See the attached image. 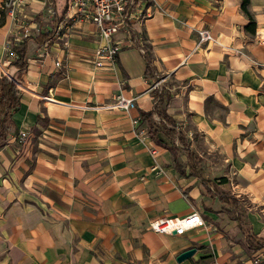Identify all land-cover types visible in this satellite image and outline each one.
I'll use <instances>...</instances> for the list:
<instances>
[{
	"label": "crops",
	"instance_id": "1",
	"mask_svg": "<svg viewBox=\"0 0 264 264\" xmlns=\"http://www.w3.org/2000/svg\"><path fill=\"white\" fill-rule=\"evenodd\" d=\"M241 5L147 0L151 15L114 35V64L96 67V25L68 20L66 0H28L18 22L0 0V62L17 59L14 46L25 61L11 67L19 105L0 138V264H264V248L246 243L264 239V0H249L252 30ZM201 28L221 45L196 48ZM153 91L186 141L162 135L175 154L135 133ZM119 92L136 106L96 107ZM194 210L205 226H149Z\"/></svg>",
	"mask_w": 264,
	"mask_h": 264
},
{
	"label": "built area",
	"instance_id": "2",
	"mask_svg": "<svg viewBox=\"0 0 264 264\" xmlns=\"http://www.w3.org/2000/svg\"><path fill=\"white\" fill-rule=\"evenodd\" d=\"M147 0H66L65 15L68 20L92 22L96 25L98 35L102 42L95 48L93 52V63L96 67H104L109 63L114 64L115 55L120 49V44L114 41V35L124 30L130 32L133 26L137 23H142L151 15L152 11L143 8ZM28 0H2V6L6 13L12 17L15 22L19 21L18 14L22 11ZM50 14L54 10H49ZM31 27L24 26L19 40L26 39L30 36ZM196 48L206 46L210 43L221 45L219 40L207 28L196 30ZM259 38L264 39V33L259 35ZM10 42L7 45V51H10ZM16 58V56H15ZM12 61L0 62V76L7 78L15 86L20 85L17 79V70L12 67ZM135 98L127 97L122 92L114 95L111 101L105 104L97 105L98 109L122 110L129 111L135 107ZM134 124L137 120L133 121ZM136 135L142 141L150 140L148 128L137 127ZM28 140L26 131H19L16 136V141L25 144ZM152 140V139H151ZM149 152L153 157H156L159 148L157 145L149 147ZM149 173L159 176L163 173V168L154 163L149 168ZM143 179V178H142ZM153 231L159 233H175L176 235L183 234L187 229L194 227L205 226V221L201 214L194 210L183 217H163L154 219L149 223ZM257 259L255 260V262Z\"/></svg>",
	"mask_w": 264,
	"mask_h": 264
},
{
	"label": "trees",
	"instance_id": "3",
	"mask_svg": "<svg viewBox=\"0 0 264 264\" xmlns=\"http://www.w3.org/2000/svg\"><path fill=\"white\" fill-rule=\"evenodd\" d=\"M248 3L249 0H242L241 6L244 13H246V15H248L250 18V21L245 27L248 30H252L254 20L248 11ZM13 50L17 53V59H15L12 64L17 66L21 71L25 67L23 50L17 48L16 46L13 47ZM146 61V68L149 69V59L147 57ZM152 95L154 100L156 101L154 109L148 112H141V117L146 120L150 138L159 145L169 147L172 153L175 154V149L172 146L168 145L166 141H164L162 135L164 134L166 137H172L177 133L178 139L184 146L187 145L186 141L180 132H176L173 129L175 125L174 120L171 119L164 110H161L159 108V103H162L164 101L162 94L160 95L156 93V91H153ZM19 97V91L16 86L12 82L7 80V78L0 76V116H2L0 117V138L4 136L8 127L6 124L8 116L18 108ZM154 114H156L160 118L159 121H156L154 119ZM246 243L247 246L252 249L264 248V239L257 238L252 235L247 236Z\"/></svg>",
	"mask_w": 264,
	"mask_h": 264
},
{
	"label": "water",
	"instance_id": "4",
	"mask_svg": "<svg viewBox=\"0 0 264 264\" xmlns=\"http://www.w3.org/2000/svg\"><path fill=\"white\" fill-rule=\"evenodd\" d=\"M196 251V248L194 247H190L184 251H182L181 253H179L176 257V261L177 262H182L188 258H190Z\"/></svg>",
	"mask_w": 264,
	"mask_h": 264
}]
</instances>
